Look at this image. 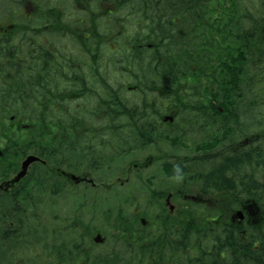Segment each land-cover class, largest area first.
Listing matches in <instances>:
<instances>
[{"label": "flooded vegetation", "instance_id": "1", "mask_svg": "<svg viewBox=\"0 0 264 264\" xmlns=\"http://www.w3.org/2000/svg\"><path fill=\"white\" fill-rule=\"evenodd\" d=\"M134 5L132 0H0V46L8 40H16L22 45L21 49L0 48V103L14 102L11 97L19 95L22 83L24 87L34 88L29 90V97L38 95L39 103L57 106L49 111L50 119H61V105L65 103L69 105L68 110H72L70 117L75 121V127L70 131L57 129L47 132L42 127L38 144H31L34 141L31 139V130L26 128L29 123H21V119L28 120L30 114H23L21 119H15L14 114L9 116L10 121L17 122L14 131L19 143L0 136V264H111V248L107 240L109 235L105 232L109 229L106 215L113 179L106 161L107 153H102L107 148L110 135L103 127L94 128V123L109 117L107 106L112 97L111 88H114L115 94L123 96L126 95L122 90L125 87L120 84L113 86L108 79L107 72L111 69L110 54H103L96 61L95 54L86 51L73 39L71 30L65 36L56 32L53 34L50 30H53V23L60 30L62 24L78 22L79 12L87 20L86 15H93L92 10L96 9L97 28L104 33L101 36L103 41L110 45L115 37L112 25L117 23L122 26L123 35L127 24L123 17L117 15V9L132 8ZM53 9L56 17L53 22H48L53 18L44 15L47 10ZM92 21L93 17L89 22ZM130 23L136 26V31L131 35L141 31L136 23ZM143 28L145 29L144 26ZM21 29L24 31L19 32ZM84 35L89 36V33L85 32ZM63 38L70 40L69 48L62 49ZM15 69L18 70L10 71ZM20 69L26 72L39 70L40 80L33 84L29 81L24 83L18 75ZM138 85L135 83L126 87L129 92L141 93ZM64 91L68 99L63 101ZM152 93L155 94L147 96V102L141 104L146 107L143 109L145 116L153 122L150 132L156 139L152 140L151 146H147L155 151L153 156L166 153L168 157L164 162L170 170L181 164L189 165L191 159L197 161L206 158V149L201 150L197 146H204L207 135L217 134V130H220L218 125L213 124L211 117L208 123L205 122L207 116L203 121L197 117H189L195 122L183 121L181 115L174 116L176 109L165 112V108L159 106L169 105L168 99L161 102L162 98L156 95L157 91ZM116 99L119 100L117 95ZM159 109L162 111L158 113ZM169 114L173 119L165 120ZM78 120L83 122L78 123ZM19 126H25L26 129ZM211 128L215 132H211ZM22 130L23 139L20 138ZM67 132L71 133L68 139L70 143L67 145L71 146L73 154L49 160L47 141L53 143V149L59 148L62 133ZM173 132L178 134L175 137H191L185 148L188 149V154L161 147L164 140H159L158 137H173ZM48 133L59 138L48 139ZM196 136L205 137L198 139L199 142H204L198 144L195 150L191 148ZM246 143L249 146V137ZM30 154L37 155L40 160L30 163L21 174L22 162ZM151 164L155 165V162L150 161L143 166L137 163L135 166L142 170ZM120 184L123 185L124 182ZM160 188L157 190L160 191ZM158 193L166 196L167 206L171 203L175 206L173 212L169 209L159 214L162 215L159 222L165 225L170 222L172 225L171 240H151L152 237L165 234L158 232V223L151 230L147 229L148 226H135L131 231L124 229L122 240L117 242V260L122 264H191L192 261H200L201 259L191 258V207L197 203L202 205L200 202L210 204L212 200L217 201L218 196L195 191L188 182L179 183L169 191L156 192ZM31 198L39 202L28 204ZM17 205L21 206L20 209L15 208ZM30 207L39 208L38 240H31L30 229L35 226L31 225V218L36 215L33 216ZM136 212L138 213L137 209ZM201 212L206 213L201 219L210 226V230L211 226L221 225L222 214L217 207L216 210L205 207ZM248 212L245 209L243 220L234 217L233 221L237 225L243 222L254 224L256 216ZM171 215L185 225L173 223ZM96 217L103 220L101 228ZM95 223L98 225L95 226ZM98 233L105 240L95 241Z\"/></svg>", "mask_w": 264, "mask_h": 264}, {"label": "trees", "instance_id": "2", "mask_svg": "<svg viewBox=\"0 0 264 264\" xmlns=\"http://www.w3.org/2000/svg\"><path fill=\"white\" fill-rule=\"evenodd\" d=\"M132 1L135 4L132 10L118 16L123 17L127 24L131 19L136 20L141 31L127 38L124 34L122 39L116 36L112 38L110 45L103 41L101 36L104 33L99 32L97 28L99 25L96 21L98 13L96 9L92 10L93 15L92 13L86 15L87 20L79 15L78 22L62 24L60 30L54 23L51 26L53 30L50 31L53 34L56 32L63 36L68 35L67 31L71 30L73 39L86 51L95 54L96 61L106 54L105 49L110 52L111 62H115L112 58L114 56L120 60L127 59L117 63H122L135 83L139 84L141 93L138 94L137 101L125 95L114 94V88H111L112 97L107 106L109 117L104 121H96L94 128H105L107 134L111 136V146H114L113 141H116L117 146L123 147L130 156L136 150L152 145V140L156 139L150 132L152 121L145 116L143 109L146 107L141 103H146V97L153 96L155 93L152 92L157 91L156 95L162 98L161 102L167 99L170 101L169 105L159 104L165 108V112L176 109L174 116L179 114L181 120L186 122H195L191 119H196L195 117L203 121L207 116V121L205 119L204 121L208 123L211 117V121L218 125L219 129H222L223 125L231 129L230 139L239 137L241 140L249 137V146L247 144L235 146L236 138L233 141L228 139L226 145L230 144L231 148H234L233 151L214 155L207 153L206 158L197 161L191 159L189 165L181 164L178 168L173 167L167 176L177 175L183 178L190 175L191 187L197 186L198 191L213 193L219 198L217 203L220 204L222 214L221 225L211 226L212 230L201 219L206 214L199 209L202 206L191 207L192 221L189 223L191 258L201 259L198 262L192 261L191 264H264V0H261L263 5L260 8L263 11L254 13L250 8L248 9L246 1H243L239 9L238 32L242 43L236 48L228 44L234 28L227 30L231 26L222 17V11H219L223 9L221 0H140L139 3ZM232 1L237 3L238 0ZM134 13L142 16L133 18ZM44 17L53 18L48 20L53 22L56 17L55 9L47 10ZM91 17L93 21L89 22ZM203 29L206 31V41L208 35L213 32L212 41L205 46L200 42ZM192 30L196 31L197 36H193L194 33L190 34ZM22 31L24 29L19 32ZM85 32L89 33V36H85ZM221 34L217 41V36ZM215 42L226 43L227 48L224 50L230 66L240 60L236 69L221 71L213 64ZM0 48L21 49L22 45L16 40L11 42L8 40ZM236 51L238 54H235ZM176 56L185 57L187 61L176 60ZM204 57L210 58L207 66L203 64ZM188 60H196L199 64V67L193 65L190 73H188V64H190ZM38 72L39 70L26 72L20 69L18 75L24 83L29 81L33 84L40 80ZM190 77L192 81L199 79L201 83L188 84ZM204 83L207 85L204 86ZM22 85L21 83L19 86V95L11 97L14 102L0 103V116H2L0 136L19 143L16 132H11L13 126L5 125L8 121L16 126V120L13 123L9 119L11 114L15 115V119L18 117L21 119L23 114H30L28 120L21 119V123H29L26 128H30L33 132L31 139L34 141L31 144H38L42 127H45L47 132L57 129L70 131L75 127V121L70 117L73 112L68 110L69 105L65 103L61 105V119H50L48 113L52 110L51 107L39 103L38 95L29 97V90L34 88ZM116 95L119 100L116 99ZM66 99L68 96L64 91L63 101ZM220 99L225 101L227 107L220 106ZM160 111L162 110L159 109L158 113ZM220 113L228 117L222 120ZM81 122L83 121L78 120V123ZM47 137L59 138L52 134L50 136L49 133ZM70 137L71 133H62V142L59 148L55 149L52 147L53 143L47 141L49 160L61 159V156L70 157L73 154V149L67 145L70 143L68 140ZM161 138L158 137L159 140ZM56 144L58 145L59 141ZM111 164L112 161L108 164L111 168L110 172L114 170ZM29 203H37V200L31 198ZM17 207L20 209L21 206H15ZM247 207L257 214L256 222L254 224L243 222L241 225L234 223L232 215L236 210ZM110 214L112 218L116 216L113 208ZM122 217L118 218L119 221L112 220L115 224L112 229L131 231L136 225L130 226L124 219L122 221ZM171 217L173 223L185 225L174 216ZM134 218L132 217V220ZM167 223L162 225V229L172 226L170 222ZM169 230L165 232L168 238L162 235L164 241L171 240ZM241 231H245V234ZM117 254L112 253L111 264L120 263L117 261L119 257Z\"/></svg>", "mask_w": 264, "mask_h": 264}, {"label": "rangeland", "instance_id": "3", "mask_svg": "<svg viewBox=\"0 0 264 264\" xmlns=\"http://www.w3.org/2000/svg\"><path fill=\"white\" fill-rule=\"evenodd\" d=\"M237 1V0H236ZM243 1H246V3L248 4V9L251 8L252 12H261L263 11L262 9H260L263 5L261 0H238L237 3L233 2L232 0H221V6L223 7V9L221 8L219 11L222 15L223 18H225V22H228V25L231 27H228V29H232L234 28V33L231 36V40L228 41V44L232 45L233 48L236 47H240L241 46V41L239 39V26H240V20H239V9L241 8V6L243 5ZM256 6V7H254ZM217 7V6H216ZM132 10V8H122V9H117V15H125L126 13H129ZM225 10V11H224ZM106 11V10H103ZM224 11V12H223ZM79 15H81V13L79 12ZM142 16V14H138L135 15L134 13V17H139ZM216 16V15H215ZM218 18H221L220 16H218ZM222 19V18H221ZM132 20V21H131ZM128 24H126V29L123 31L124 35L127 37H129V35H131L134 31H136V26L135 25H131L130 22L132 23H136V20L131 19ZM130 24V25H129ZM113 28V33L116 36L119 37V39L123 38V35L121 34V29L123 28L122 26H119V24L114 23L112 25ZM138 30V29H137ZM195 30L191 31V35L194 33L193 36H197V34L195 33ZM212 35L213 32H211L210 35H208V40L206 41V31H204V29L202 30L201 33V38H200V42L202 43L201 45L204 44L208 45L212 40ZM221 35H218L216 40L218 41V39L220 38ZM206 41V42H205ZM70 42V40L68 38H63L62 40V49H64L63 47H68V43ZM216 48H213V56H214V65L217 66V69H220L221 71H227V70H232V69H236L239 66V61H236L235 63H233L230 66V61H228V57L226 55V51L224 50V48L226 47V43L223 44H219L216 43ZM251 44V43H250ZM254 48V46L252 47V49ZM106 54H110V52L105 49ZM235 54H238V52L236 51ZM112 57V56H111ZM115 59V62H111V69L108 70L107 74L109 75L108 79L111 80V84L113 86H118L120 84L121 87H125L122 90L124 91V93L126 94L125 96H129L130 98H132L134 101H137L138 99V94L139 93H133V92H129V90L127 89L126 86H132L135 85V81L134 79L129 75V73L126 71V69L123 67V64L121 63H117V62H124L126 60H120L117 56L112 57ZM210 58H213L212 56H210ZM209 57H204L203 58V64H205L207 66V62L208 59H210ZM176 60H186L185 57L182 56H176L175 57ZM187 61V60H186ZM188 62L190 64H188L189 70L188 73H190V70L193 68V65L198 66L199 64L197 63V61H190L188 60ZM196 62V63H195ZM200 69V68H199ZM200 73V70H199ZM191 77L189 78V82L188 84L191 85V83L193 82H197L199 84V82L201 83V81L199 79H196L195 81H192ZM207 83H204V86H206ZM125 89V90H124ZM115 94V93H114ZM205 95H206V91H205ZM209 97H211L209 95ZM212 98V97H211ZM220 106L224 105L225 107H227V105L225 104V101L223 99H220ZM57 108V106H51V109L53 108ZM226 111V110H225ZM53 112V111H52ZM226 113V112H225ZM227 114V113H226ZM226 114L224 113H220V116L222 118V120L224 119V117H228L226 116ZM207 115V114H206ZM11 125L13 126L11 128V132H14V129L17 127L10 124L8 121H6L5 125ZM226 125H223L222 129L217 130V134L215 133V135H207L205 136H196L195 137V141L192 143L193 146L191 149H195L196 150V146L200 143H203L204 141L201 140L199 142L200 139H202L203 137L205 140V144L202 147H199V145L197 146L198 149L201 150H205L206 153H211L210 155H214L216 153H222L224 151H233L234 148H231L230 144L226 145L229 140L233 141L236 137L230 139V128H226ZM215 128V127H214ZM209 129L211 130V132H215V129ZM207 132L209 133L210 131L207 130ZM126 133V132H125ZM173 134H175L173 132ZM30 135L31 138L33 136V132L30 131ZM124 135V134H123ZM178 136V134H175L173 137H165L166 135H162L161 140L163 142V144L161 145V147L163 148H170L175 150L176 153H180V154H188V149L185 150L186 147H188V143L187 141H190L189 139L191 138H185V137H175ZM172 136V135H171ZM24 137V130H22L21 132V136L20 138L23 139ZM199 139V140H198ZM229 139V140H228ZM244 139V138H243ZM228 140V141H227ZM240 138L237 137L235 139V145L237 143H239ZM111 136L108 137V143H107V148L102 151V153H107V156L111 157V167L114 168V170L112 171V178H115L112 186V191L110 192V197L108 199V201H110V206L113 207V209H115V213L116 216L114 218L111 217V214L108 216V221H109V229L108 232H105L106 235H109V237H107V240L110 242L109 246H110V250H117L116 245H118L117 241L120 240L121 238L116 237L115 234L113 232H111L113 226H115V224L113 223L114 221H112L113 219L118 220L119 221V217H122V221L123 219L129 223L130 226H135L138 225L139 222V216H138V222H137V218L134 216L133 212L136 209H139L143 215H145L148 220H150L153 224L155 223V220L158 218L157 217V213L159 211L163 210H167L166 205H165V200H166V196H162L159 194H156L157 192V188L161 187V188H166V189H171V187H174L175 184L178 181L184 182L185 181H189V177L190 175H186L185 177L182 178V176H177V175H171V177L167 176L169 175V169L167 168H160L157 169V166H161V164L166 160L167 161V157L168 155H166V153H158L156 156H153V154L155 153V151L149 147L141 150H136L135 152L131 153V158L127 157L125 154L124 150H120V148H118L116 141L114 143V146H111ZM226 145V146H225ZM226 148V149H225ZM119 153V154H117ZM115 156V159L112 158V156ZM208 155V156H210ZM126 156V157H125ZM153 157V158H152ZM150 161H155V165H149L145 168H143L142 170H140V174L137 173L135 168H133L132 166L134 165V163H139L140 166H143V164L150 162ZM128 163V166H126V169L123 173H121L120 171L116 170V169H121L125 164ZM156 173V177H153V175L149 174L150 172ZM117 177V178H116ZM118 177H121V180H125V178L128 177V181L126 183H124L122 186H120V182H117V179L119 180ZM157 179V180H156ZM164 181V182H163ZM160 182V183H159ZM120 184V185H119ZM119 188V189H118ZM195 191H198L197 186L196 187H192ZM169 191V190H167ZM122 193L125 194V197H120L117 194ZM175 202H178L177 200L174 199ZM36 210L35 214V218H31V225L35 224V226H33L34 230H32V240H38L39 238V232H37V229H39V208L35 207L34 210ZM132 217H135L134 220H132ZM97 218V222L100 226V228L103 225V220L100 217H96ZM119 218V219H118ZM97 223H95V226L98 225ZM171 229L169 226H166L164 228L165 232H168V230ZM118 230V229H115ZM151 230V228H150ZM171 230H169V232H171ZM116 232V231H115ZM166 237V234H164ZM168 238V237H166ZM151 240H158V241H164L162 235L161 236H155L152 237ZM167 240V239H165Z\"/></svg>", "mask_w": 264, "mask_h": 264}, {"label": "water", "instance_id": "4", "mask_svg": "<svg viewBox=\"0 0 264 264\" xmlns=\"http://www.w3.org/2000/svg\"><path fill=\"white\" fill-rule=\"evenodd\" d=\"M37 159H38V157L33 156V155L27 157V159L24 161V165H23L24 169H25V168H26V167H27L32 161L37 160ZM239 215L242 216L241 213H239Z\"/></svg>", "mask_w": 264, "mask_h": 264}]
</instances>
